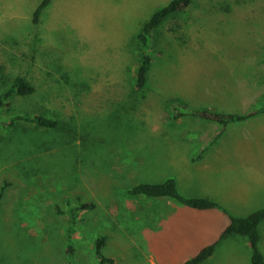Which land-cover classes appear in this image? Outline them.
<instances>
[{
	"label": "rangeland",
	"instance_id": "obj_1",
	"mask_svg": "<svg viewBox=\"0 0 264 264\" xmlns=\"http://www.w3.org/2000/svg\"><path fill=\"white\" fill-rule=\"evenodd\" d=\"M170 1L51 0L35 22L42 0H0V91L16 76L35 86L0 112V264H69L68 210L82 202L95 207L80 214V264H100L101 236L104 264H185L229 223L220 208L128 194L140 181L176 177L182 193L214 199L235 215L264 206L256 159L264 153V113L227 126L174 118L180 103L239 114L264 103V0H193L168 17L154 34L139 90L138 35ZM34 113L61 125H7ZM247 150L253 153L239 157ZM228 189L235 202L219 197ZM261 231L264 252V223ZM251 257L247 239L236 235L200 264H252Z\"/></svg>",
	"mask_w": 264,
	"mask_h": 264
},
{
	"label": "trees",
	"instance_id": "obj_2",
	"mask_svg": "<svg viewBox=\"0 0 264 264\" xmlns=\"http://www.w3.org/2000/svg\"><path fill=\"white\" fill-rule=\"evenodd\" d=\"M51 0H42L34 13V21L38 22L43 10L49 5ZM193 0H171L167 5L156 11L151 18L144 24L141 32L138 35L139 41L144 47L143 55L141 56L140 66L137 74V86L139 90L146 88L148 75L152 66V54L154 34L158 28L163 25L166 19L177 13L183 12L189 7ZM6 82L4 66L0 64V84ZM35 91V86L30 83L23 76H16L13 81L3 90L0 91V112L3 109H8L12 106V98L17 95H28ZM259 113H264V103L255 111H249L243 114L239 113H225L221 111H214L212 109H191L186 104H178L174 118H180L185 114H192L202 118L210 119L221 123L224 126L234 122L253 117ZM19 122H26L36 124L38 128H58L61 123L55 117L48 116L44 113L34 114H19L14 116L7 124L9 127L16 125ZM70 134H73L72 131ZM70 137V141L76 139L77 136ZM69 141V140H68ZM206 148L204 145L197 157L202 156V151ZM6 186L4 185L0 191V201ZM131 195H143L151 199H158L161 197L173 198L182 204L200 210H207L211 208H220L227 212L230 217V222L226 228L221 232L220 238L213 243L207 244L200 249V251L193 257L186 260L185 264H200L207 260L214 252L222 239L233 235H240L245 237L251 247L252 263L264 264V254L260 247L262 238L261 224L264 222V206L258 208L247 215L240 216L229 212L216 200L201 197L188 196L179 190V185L176 177H168L160 182L140 181L135 186L127 190ZM95 207L93 202H82L79 205L68 210L69 218L65 227V254L69 264H80L77 253L76 233L79 227L80 214L83 210L92 209ZM59 213H64L62 208H59ZM106 243V237L101 236L95 240V249L97 258L100 264H104L107 258L103 254V247Z\"/></svg>",
	"mask_w": 264,
	"mask_h": 264
},
{
	"label": "crops",
	"instance_id": "obj_3",
	"mask_svg": "<svg viewBox=\"0 0 264 264\" xmlns=\"http://www.w3.org/2000/svg\"><path fill=\"white\" fill-rule=\"evenodd\" d=\"M229 152H230V150H229ZM231 153V152H230ZM253 152H249L248 150L247 151H245V152H240L239 153V157H242L243 156V158H248V155L249 154H252ZM209 155H211V147H209ZM234 158H237V157H234ZM230 159H232V158H230ZM229 159V160H230ZM256 159L257 160H259L261 163H258V167H262L263 168V171H262V173L264 174V153H261V157H256ZM229 160H224V162H228ZM246 164H248L247 162H245ZM260 165V166H259ZM226 171H228L227 169H226ZM245 172H247L248 171V169L246 168L245 170H244ZM231 190L232 189H228V190H222V191H220L219 192V197L222 199V200H230V201H232V202H235V201H233V200H231L230 199V196L233 194L232 192H231ZM211 209H214V208H211ZM239 209V208H238ZM236 212H238V210H236ZM242 214H244V213H242ZM241 216V215H240ZM244 216V215H243ZM229 222H230V218H229ZM264 223V222H263ZM262 223V224H263ZM229 224V223H228ZM227 224V225H228ZM261 224V225H262ZM226 225V226H227ZM226 226H225V228H226ZM224 228V229H225ZM261 228V227H260ZM261 233H262V231H261ZM233 236H235V237H232V236H229V237H226L224 240L226 241V242H228L229 240H231V239H233V238H236V235H233ZM248 241V240H247ZM249 243V242H248ZM262 243V238H261V242H260V244ZM261 247V246H260ZM262 250V249H261ZM263 252V251H262ZM263 254H264V252H263ZM213 255V254H212ZM211 255V256H212ZM250 255L251 254H249L247 257H250ZM215 258V257H214ZM248 259V258H247ZM213 260V258L211 259V261ZM252 260V259H251ZM252 262V261H251ZM253 264V263H252Z\"/></svg>",
	"mask_w": 264,
	"mask_h": 264
}]
</instances>
